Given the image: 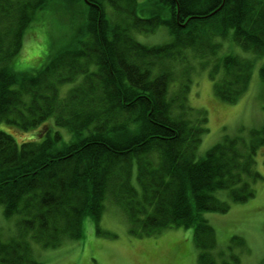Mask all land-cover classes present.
<instances>
[{"label": "trees", "instance_id": "16d2710c", "mask_svg": "<svg viewBox=\"0 0 264 264\" xmlns=\"http://www.w3.org/2000/svg\"><path fill=\"white\" fill-rule=\"evenodd\" d=\"M48 1L0 0V122L27 131L52 119L67 133L49 126L18 144L0 130V206L12 222L0 229V264H39L33 244L79 238L83 218L97 221L106 199L133 235L194 226L199 263L216 264L201 213L254 196L264 124L224 135L198 158L207 118L188 102L189 74L192 60L209 63L213 93L228 103L247 90L254 57L264 82V0H80L83 12L71 7L72 32L47 62L17 72L25 30ZM158 27L169 40L147 45L133 35ZM225 42L254 57L222 54Z\"/></svg>", "mask_w": 264, "mask_h": 264}, {"label": "rangeland", "instance_id": "374dc122", "mask_svg": "<svg viewBox=\"0 0 264 264\" xmlns=\"http://www.w3.org/2000/svg\"><path fill=\"white\" fill-rule=\"evenodd\" d=\"M75 6L83 12L80 0H49L44 10L35 14L25 30L18 53L12 60L11 65L15 71L28 73L47 62L49 53L56 50L71 34L69 11ZM144 7L142 4L138 5L139 10ZM74 11L72 9L71 12ZM133 35L147 45L162 43L170 38L164 27ZM228 51L254 57L250 53H243L238 46L225 42L221 53ZM260 64L261 58L254 57L247 90L237 101L228 103L213 93L212 80L208 76L211 67L209 63L199 66L192 60V67H195L189 74L191 84L187 99L194 109L205 111L208 128L202 135L196 154L198 158L221 141L224 135L246 133L249 129L259 128L264 124V82L259 76ZM49 126L53 131L60 130L64 136L67 134L62 127H55L52 119L27 131L0 122V130L10 134L18 144L40 140ZM255 161V168L262 177L254 184L255 193L252 198L245 202H230L226 212L201 213L214 230L213 254L216 264H222L223 259L231 262L233 257L238 258V264H260L264 259V145L257 149ZM215 196L228 201L225 190L216 191ZM11 226L12 222L4 218L0 206V229ZM177 227L176 229L183 231L180 233L181 237L173 238L174 233L168 231L171 227L158 231L155 237L160 235L161 242L169 239L165 246L161 244L160 253L159 247H153L151 242L132 248L128 239L141 236L129 233L128 221L122 208L115 201L106 199L97 221L91 216L83 218L79 238L63 241L54 248H42L33 244V255L39 264H200L198 247H195V257L188 247L189 241L194 244V226ZM184 231L188 234L184 235Z\"/></svg>", "mask_w": 264, "mask_h": 264}, {"label": "crops", "instance_id": "0c3cea01", "mask_svg": "<svg viewBox=\"0 0 264 264\" xmlns=\"http://www.w3.org/2000/svg\"><path fill=\"white\" fill-rule=\"evenodd\" d=\"M176 228H178V227H171L170 229H168V231H171V232L174 233V237L173 238H175L176 236L181 237L180 233L183 232V231H181V229H176ZM157 234H158V232L153 234V235H151V236H141L139 238H134V239L130 238V239H128L129 246L134 248L135 246L151 242V243H153V247H159L160 251L158 253H160V252H162V248L160 247L161 244H163L165 246V244L167 243V241L169 239H167L166 241L161 242L159 240V237H161L160 235L158 237H155ZM186 234H188V233L186 231H184V235H186ZM194 245L195 244H192L191 241H189L188 247H189L190 252L192 253L193 257H195V255L197 253V250L195 248L196 246H194Z\"/></svg>", "mask_w": 264, "mask_h": 264}]
</instances>
